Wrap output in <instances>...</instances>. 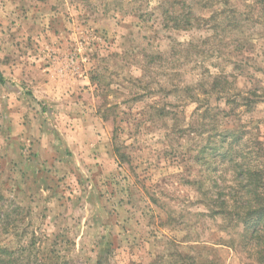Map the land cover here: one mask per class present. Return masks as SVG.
<instances>
[{
	"label": "rangeland",
	"instance_id": "1",
	"mask_svg": "<svg viewBox=\"0 0 264 264\" xmlns=\"http://www.w3.org/2000/svg\"><path fill=\"white\" fill-rule=\"evenodd\" d=\"M1 6L5 255L17 264H167L179 254L258 264L239 244L241 225L209 217L194 180L208 195L239 189L230 158L212 156L224 129L244 132L249 158L264 147V0ZM187 13L189 26L174 20ZM219 72L236 102L209 90Z\"/></svg>",
	"mask_w": 264,
	"mask_h": 264
},
{
	"label": "trees",
	"instance_id": "2",
	"mask_svg": "<svg viewBox=\"0 0 264 264\" xmlns=\"http://www.w3.org/2000/svg\"><path fill=\"white\" fill-rule=\"evenodd\" d=\"M178 17L184 18V23L189 26L191 21H195L196 18L192 13L177 15L174 17L175 21H180ZM210 19V18H208ZM186 28V27H184ZM232 81L226 79V74L219 72L214 76H210L209 90L211 93L221 95L225 97L228 86ZM203 82L199 81L198 85L202 86ZM222 84H225V86ZM205 92V91H203ZM226 98L227 103L236 102L234 96ZM232 108V107H231ZM235 108V107H234ZM219 116H227L224 110L218 112ZM218 115H213L214 120ZM218 135L222 139L217 147L212 149L213 155L223 158L229 157L228 162L233 164V173L236 177L233 178L234 185L239 189L232 188L230 191H215L212 195L206 193V189L202 187V181L195 179L194 183L198 184L197 189L200 194L208 198L211 202L208 205V214L212 219L222 218L227 221L229 226L241 225V232L239 235V244L254 256L253 259L258 264H264V147L263 144L258 143L255 147L253 157L246 155L245 143H241L243 140L244 132L236 129H224ZM254 144L257 142L254 140ZM222 148V150H221ZM253 152V150H251ZM223 162V161H222ZM225 162H227L225 160ZM227 162V163H228ZM191 182V181H190ZM203 192V193H202ZM8 254L3 247H0V264H17L14 257L5 255ZM11 257V258H10ZM208 262V261H207ZM206 262V263H207ZM167 264H198L195 262V257L190 254H179L178 259L171 261ZM207 264H210L208 262Z\"/></svg>",
	"mask_w": 264,
	"mask_h": 264
},
{
	"label": "crops",
	"instance_id": "3",
	"mask_svg": "<svg viewBox=\"0 0 264 264\" xmlns=\"http://www.w3.org/2000/svg\"><path fill=\"white\" fill-rule=\"evenodd\" d=\"M0 12L3 10H5V7H0ZM0 65H2V63L0 62ZM2 70V69H1ZM0 76H1V80H3L5 78V73H3V71H0ZM3 77V78H2ZM1 86V85H0ZM46 134L44 133V129L41 127L40 130H37L36 133V139H35V150H37L36 152L38 153V155H35V159L38 163L42 164H46V159H49L47 155H43L39 149H41L42 146H46L44 143L46 142ZM8 147V146H7ZM9 148V147H8ZM16 150V149H15ZM3 153H7V149H6V143L3 142V140L0 142V154Z\"/></svg>",
	"mask_w": 264,
	"mask_h": 264
}]
</instances>
